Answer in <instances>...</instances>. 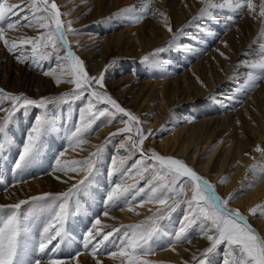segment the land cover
Masks as SVG:
<instances>
[{"label": "bare ground", "instance_id": "6f19581e", "mask_svg": "<svg viewBox=\"0 0 264 264\" xmlns=\"http://www.w3.org/2000/svg\"><path fill=\"white\" fill-rule=\"evenodd\" d=\"M196 1L179 0L178 7H174V5L171 7L167 3L163 4V1L154 3L152 0L154 4H150V11L145 13L139 22L130 21L135 27L129 28L124 33H114L106 38L105 46L109 55H112L115 49L124 52V49L129 50L132 48V57L134 55H142L147 50L168 45L167 51L161 53L157 59H154V63H148V67L144 71L136 70V75L131 76L129 79H124L122 84L115 87V92L126 90L125 97H120L121 105L126 104L125 99L136 89V85H139V78L136 76L144 74L143 76H146L149 80L144 84L139 96L143 102L136 104L140 107L139 109L136 110L135 105H131V108L138 111L139 115H144V119L149 122L148 124L153 129L158 127L160 123L168 121V118L176 111H180L179 116H181L180 119L169 120L170 129H167L165 133L168 136L154 139L153 143L164 152V155H175L174 158L184 157L185 159L190 157L191 162L195 159L197 163L200 162L199 167H196L198 171L203 175L208 174L214 188L227 199V196L233 195L235 192L234 188L238 183L240 184L245 180L244 174L248 175L253 172L252 164H258L262 170L264 169V153L258 155L260 151L256 150L257 147L261 149L263 147L261 141L264 137V84L259 87L262 88L250 100H245L243 108L235 111V115L230 117L228 114L224 115L223 107H220V105H225L226 110H231L229 109L231 104L235 105V102L237 103L238 101L240 103L241 98L246 96L245 91L249 88L246 82L249 79L246 80L245 78L244 84H238V86L233 87L234 90L231 94L228 93V98L231 99L226 98V101L212 103L206 98L210 95L218 98L217 93L219 91L224 93L227 85L232 84L231 82L236 80L235 76L237 74H235V71L247 67L246 64L238 63L237 65L238 58L239 56L244 57L247 48L253 46L255 41L258 42V40L264 38V17L259 16L260 0H253L255 2V12L245 11L242 21L232 33L226 35L224 40L221 41L215 49V54L201 58L199 61L197 59L191 68L185 69L186 65L190 63V58H196L198 53L208 48L216 34V30L215 32L212 31L213 29L211 31L205 30L203 23H205L206 19L197 25L195 24L200 19L194 20L193 18L198 16L204 6L202 0ZM221 1L224 3V0ZM108 2V0H84L81 7L88 10L93 6L96 17L102 21L105 17H109L111 13L109 11L110 13L105 14L109 10ZM145 2L146 0H113L112 12L115 11L116 13L120 9L131 7V5L135 6L137 3L145 5ZM23 3H28V0H15L10 4L24 5ZM216 3L220 4L221 2L218 0ZM218 9L224 13L231 10L232 14L234 11H238L228 8L227 5L223 9ZM26 11H28V8H24L23 12L26 13ZM77 11L75 8L72 13ZM161 13L167 16V21ZM147 15H150V17H147ZM226 20H229V18L227 17ZM230 21L227 23H230ZM123 23H128V21H113L111 23H101V25H103V29L112 28L113 30L116 26ZM168 26H171L172 31L168 30ZM147 29L150 32L147 33ZM202 29L205 30V33ZM13 31L14 33L6 39L9 40V43L16 40L19 44L21 37H35V34L38 36L44 30L33 27L22 29L21 27ZM183 32L187 33L182 34ZM95 35L92 37H96ZM89 38L91 37H86V39ZM180 38L182 42L178 44L177 42ZM94 41L96 40H92V42ZM24 46H28V49H26L31 50L30 45H23L19 48V52H22ZM5 54L10 55L7 48ZM126 57L131 58L128 55ZM175 59L176 61H174ZM14 60L19 66L24 64V62L18 61L17 58ZM39 62L26 65L38 70L40 67L42 68L50 63L49 60ZM88 62L91 63L90 61ZM177 69H183L184 71L181 78L172 76ZM22 71L23 69L21 68ZM52 71V76H45L40 78V80L54 83L56 78L60 77L62 82L58 85V88L72 85L65 82L71 77L62 75L61 67H57ZM255 71L256 73H261L259 69H255ZM255 76L256 78L258 77L257 74ZM7 78L8 76L5 74L3 82L10 85ZM8 87L10 88V86ZM15 89L13 88V90ZM233 92L234 94H232ZM210 103L216 108H213ZM204 109L205 111H203ZM217 110H219L221 116L215 118ZM2 113L0 117L3 115ZM203 113L207 114L205 115L208 116L206 117L207 119L205 118L200 122L192 121L195 117L203 116ZM189 116L191 119L186 120L185 117ZM26 118L18 124V138L22 137L23 139L29 126L27 124L29 120ZM55 118L56 131H50L43 137L44 150L39 161L23 176H17L11 171L22 144L19 145V148L17 144L12 147L0 145V204L16 203L21 199H28L33 195H40L45 192L60 193L65 191L72 184L81 180L85 173H52L51 168L55 166V156L59 152L64 151V156L61 157L62 162L83 161L89 157L90 153L96 151L95 146L103 144L109 138V134L116 132L117 128H119L112 127V123L106 121L107 124L102 126L94 136L84 137L85 143L72 145L67 139L70 129L74 130L72 121L71 123L67 122V124L70 123L69 125L62 122L63 117H60V113L55 115ZM123 138L113 148L115 151L104 150L102 161L98 166L99 171L96 173L93 183L82 194H79L80 196L70 202L69 207L72 215L68 220L66 229L71 239L66 236L65 242L61 244L60 249L56 253V257L65 260L66 264H96L97 260H100L101 264H123L122 258L110 255L111 252L119 250L120 237L124 231V229H121V225L141 223L144 217H151L164 207V205H160L155 201H148L147 196H144L145 202L143 204L140 203V197H137L135 201L129 200L127 203L121 202L117 207L106 208L104 199L113 182H119L122 186L139 185L141 177L137 176V169L133 170L132 173H126L124 176L117 174L110 178L108 175L113 158L116 160L117 167H120L125 160L130 158L128 156L130 151L120 147L121 143L126 141ZM5 150L6 152L3 153ZM133 162L135 163V161ZM211 164L213 167L210 169ZM103 167H105L104 170ZM209 169L210 172L208 173ZM251 169L252 171H250ZM261 173L260 171L252 173L253 176L250 178L252 187L247 188L249 191L236 202L246 215L250 214L249 209L262 204L261 200L264 199V176L260 178L263 175ZM57 176L61 177V179H56ZM69 177L72 178L70 179ZM21 180L24 182H19ZM62 180H67L68 183H63ZM226 181L228 182L227 186L223 185ZM10 184L13 185L10 187ZM23 207L26 210L29 208L28 205ZM105 211L108 213L107 216L103 214ZM91 218L90 225L89 220ZM96 219L100 220L97 229H100L103 233L111 231L113 236L101 247L100 254L94 257L90 250L83 249L81 243L83 238L79 237L76 229L83 225L85 228L83 230L86 232L92 227ZM258 223L259 231L264 235V219H260ZM114 229L121 230L116 232ZM93 231H96V229H93ZM192 233L199 239H194L191 245L181 246L178 243L172 247L165 246V243L163 246L157 245L155 254L146 258L154 261L155 264H193L194 257L203 251V248L210 242L205 237L200 236L197 230L192 231ZM97 239H100V237ZM77 253H79L78 256ZM211 264H222V260L211 259Z\"/></svg>", "mask_w": 264, "mask_h": 264}, {"label": "snow or ice", "instance_id": "6c2138e0", "mask_svg": "<svg viewBox=\"0 0 264 264\" xmlns=\"http://www.w3.org/2000/svg\"><path fill=\"white\" fill-rule=\"evenodd\" d=\"M202 3L205 6L198 16L193 18L194 20L207 18L211 15L212 9H223L225 5L241 12L256 10L253 0H224V3L220 4H217L215 0H202ZM150 4L151 0H148V3L139 10L135 6L120 9L100 22H139L143 15L150 11ZM24 8H28V12L21 17L20 13L24 11ZM10 15L16 16L17 19L8 20ZM64 15L67 14L60 11L55 0H28V3L24 5H12L8 4L7 0H0V41H3L8 51L16 55L21 46L30 45L33 63L54 59L57 66L62 67V75L71 77L65 82L74 85L71 92L63 93L59 97L39 99L31 98L24 93L14 94L0 89V99L8 102L9 109L7 115L0 119V134H3L13 123L17 112H22L27 117L30 110H41L39 114L32 113L30 124L24 134V141L11 171L17 176H23L36 165L44 150L43 137L50 131H56V121L49 118L46 112L48 104L54 99L69 104L82 101L83 106L79 109L78 121L73 126L74 130H71L67 136L70 144L85 143L84 137L92 132L93 126L100 117H107V122L112 123L119 116V122L124 123L125 127L110 133L105 143L119 134L132 133L135 127V138L133 135L125 137L126 141L131 142V147L129 148V145L123 142L120 147L130 152H138L139 158L133 167L140 165L137 174L142 176L150 174L151 177L146 180L143 188L137 184L122 186L119 182H113L104 199L106 208L117 207L121 202L127 203L129 200L135 201L137 197H140V203L143 204L144 196H147L148 201H155L165 206L141 223L121 225L124 231L120 237L119 250L111 252L112 257L119 256L123 264H155L146 257L155 254L157 241L162 236L161 221L170 219L171 213L183 204L186 206L184 215L178 230L168 238L169 247L176 243H191L192 231L199 229V234L210 242V246L203 250L199 258L194 257L196 264H211V257L218 253L222 246L224 249L222 264H264V235L251 224L248 216L242 214L239 209L229 207V201L222 199L214 186L183 160L145 148V141L153 135V130L142 127L143 122L139 117L123 107L107 91L105 73L109 68H115L116 62L106 65L97 75H91L85 61L72 51L68 34H78V30L71 27L74 21L62 19ZM161 15L165 16L167 21V16L164 13ZM259 16L264 17V0H260ZM228 18L233 19L231 16ZM5 21H7L6 24L3 23ZM18 27H33L44 31L36 37H21L19 44L16 40L9 43L4 36L6 29ZM168 30L172 31L171 26H168ZM61 49L65 53L63 56L59 55ZM154 51L163 53L165 48L160 47ZM17 59L26 64L29 62L20 56H17ZM143 62L154 63L149 61L148 56L143 57ZM251 68L259 69L261 73H264V57H261L259 64H253ZM42 74L52 76L53 71L44 70ZM55 82L59 85L62 80L57 77ZM246 84L249 87L258 86L253 72L249 73ZM206 99L212 103L220 102L214 95ZM5 110L3 106H0V111ZM185 119L190 120L191 117H185ZM104 146V144L95 146L96 151L90 153L89 157L83 161L62 162L61 157L64 156V151L55 156L52 173H85L81 180L65 191L45 192L28 199H21L16 203L0 204V264H66L65 260L56 257V253L65 242L66 236L71 239L66 229L72 215L69 205L78 193L86 190L93 183L99 171L98 165L102 161ZM256 150L264 153V149L260 147ZM127 172L128 169H125L123 165L117 167L115 158L112 159L108 173L110 178L117 174L124 176ZM56 179L60 180L61 177L57 176ZM62 182L68 183L67 180ZM189 191L190 198L187 197ZM169 200L172 201L171 204H168ZM25 205L29 206L27 211L24 210ZM249 213L252 216L264 215V204L249 209ZM103 214L107 216L108 213L105 211ZM99 224L100 220L96 219L92 227L84 233L81 241L83 249L90 250L94 257L100 254L101 247L113 236L111 231L103 233L97 229ZM121 229H114V231L120 232ZM98 237L100 239H97ZM96 264H101V261L97 260Z\"/></svg>", "mask_w": 264, "mask_h": 264}, {"label": "rangeland", "instance_id": "374dc122", "mask_svg": "<svg viewBox=\"0 0 264 264\" xmlns=\"http://www.w3.org/2000/svg\"><path fill=\"white\" fill-rule=\"evenodd\" d=\"M14 1L15 0H7V3L10 4ZM83 1L84 0H55L57 5L60 7V11L62 13L67 14V15H64L62 17V19L64 21H74V23H72L71 27L73 29L78 30V34H68V40H69V43L71 45L72 51L77 56H79L81 59H83L85 61L88 72L91 75H97L101 70H103L105 68L106 65H109L113 61L116 62L117 66L115 68H109V70L105 73V77H106L105 83L107 86V91L115 99H117L120 102V97L121 98L125 97L126 90L120 91V92H115V87L117 85L122 84L124 79H126V78L129 79L131 76L136 75V73H135L136 70H139V71H144V69L146 70V68L148 67V63L143 62V57L148 56L149 61H154V59H157L161 53H155L154 50L156 48H154V49H150V50L143 52L142 55L141 54L136 55V56L134 55L131 57V53L133 52V49L130 48L129 50L124 49V52L119 51V49H115V51L112 53V55L111 54L109 55V52L105 46L106 38L112 36L114 33H116V34L122 33V32L124 33L129 28L135 27V25L132 22L128 21V23L119 24L113 30H112V28L111 29H103L102 28L103 25H101L100 18L96 17V15H95V12H94L95 9L93 8V6H91L88 10H86L87 8L81 7ZM108 1L109 2L107 3V5L109 6L108 7L109 10H107V12L105 14H108L111 12L109 14V16H111L113 13H115V11L112 12L113 0H108ZM156 1H158L159 3L161 1H163V4L167 3V4H169V6L171 5V7H173V5H174V7H178V3H179V0H153L154 3ZM216 1H218V0H216ZM153 2L151 0V5L154 4ZM220 2L222 3L223 1L220 0ZM147 3H148V1L146 0L145 5ZM253 4L255 6L254 1H253ZM20 5H22V4H20ZM145 5H139L137 3V4H135V6H136L135 8L137 10H139V9H141V7H143ZM75 8L78 11L76 13L74 12L75 13L74 14V13H72V10ZM245 11L246 10L241 12L238 10V11H234V13L232 14L231 10L224 13L223 11L220 12V10L218 8H214L211 10V15H210L211 17L209 16L207 18H202V19L198 20L197 23H195L196 25L199 24L201 21L206 19L204 21L205 23H203L204 24L203 26H205V30L211 31V29H213L212 30L213 32H215V30H216V34H215V37L211 40V43L209 44L208 48L204 49L201 53H198V56L196 55V58H194V57L190 58V60H189L190 63H188L186 65L185 69L191 68L192 65L196 63L197 59L199 61V60H201V58H204L208 55H211V54L214 55L215 49L218 47V45L221 43V41L224 40L226 35H228L229 33H232L235 30V28L239 25V23L242 21L244 14H245ZM26 12H28V11H26ZM24 14H25V12H21L20 13L21 17H23ZM230 15H231V17H233V19H231L230 23H227V22H229L230 19L226 20V18L229 17ZM238 15H239V17H237ZM147 17H150V15H147ZM16 19H17V17L11 16V15L8 17V20H12V21L16 20ZM263 22H264V18H263ZM3 23L6 24L7 21H5ZM143 25H144V22H143ZM19 28H21V27H18L16 29H19ZM23 28L28 29L30 27H22V29ZM13 30L12 29H6V31L4 33L5 38H7L9 35L13 34L14 33ZM205 30L202 29V31L204 33H205ZM148 32H150V31L147 29V33ZM185 33H187V32H183L182 34H185ZM94 35L96 37H92ZM34 36L36 37L37 34H35ZM262 36H260V37H262ZM86 37H91V38L86 39ZM92 40H96V41L92 42ZM181 42H182V39L180 38L177 43L179 44ZM258 42L255 41L253 46L247 48V51H245L246 55L244 57L239 56L237 65H238V63L239 64H246L247 67L245 69H240L242 71H240L239 69H237L235 71L236 72L235 74H237L235 76L236 80L231 82L232 84L227 85V88H225L224 93L223 92L221 93L220 91H219V93H217V97H218L217 100L218 101H226V98H228V96H229L228 93L231 94V92L234 90L233 87H236V85L238 86V84H241V85L244 84L245 78H246V80L249 79L248 74L250 72H253L254 75L257 74V76H258L257 77V82H258L257 85L258 86L249 87L248 89H246V91H245L246 96L243 97L244 99L241 98L240 103H238L239 101L237 103L235 102V105L231 104L230 105L231 107L229 108L231 110H226L225 105H220V107H223L222 111H223L224 115L228 114L229 117L232 115H235V111H238L245 106V100H250V98L255 93H257L259 91V89L262 88V87L261 88H259V87L262 84H264V78L263 79L261 78V76H264V73L263 74L262 73H256V71L251 68V66L253 64H257L258 62H260L261 57H264V38H261V40H258ZM84 43H86L85 46H83ZM167 46L168 45H164L161 47H164L165 51H167V48H168ZM87 47H90V48H87ZM4 48H5V46H4L3 41H0V89H4L9 93H14V94L24 93L27 96H29L31 98H35V99H39L41 97L56 98V97L61 96L63 93L71 92L74 89L73 84L71 86L58 88V85L56 84V82L49 83V82H47V80H43V81L40 80V78L45 77V75L42 74L44 70H53V69L58 67L57 62L54 59L49 60L50 61L49 65H46L42 68L40 67V69L36 70L34 68L27 66L30 63L33 64V62L31 61V50L30 49L27 50L28 46H24L22 52H19V50H20L19 49L17 51L16 55H13L12 53H10V55L5 54L6 48L5 49ZM157 48H160V47H157ZM259 49H261V50L259 51ZM64 54H65L64 50L61 49L59 55L63 56ZM126 55L130 56L131 58L126 57ZM17 56H22L23 59H27L29 61L27 63V65H26V63L21 65L22 67L17 65V62H15V60H14L17 58ZM127 58H129V59H127ZM102 59H104V60L102 61ZM88 61H90L91 63H89ZM174 61H176V59ZM41 62H39V63H41ZM21 68L23 69L22 72H21ZM183 72H184L183 69H177L173 73L174 75H172V76L181 78ZM246 73H248V74H246ZM5 74H7V76H8L7 80L10 82V85H7L5 82H3ZM143 75L144 74L136 76L137 78H139V80H138L139 85H136V89L133 90L131 92L130 96L125 99L126 104H122V106L128 110H131L134 114H136L139 117L140 121L143 122V124L141 125L142 127H144L145 129L153 130V135L145 141V145H144L145 148L154 149L158 153L164 155V152L162 150L158 149V146H156L153 143V140L154 139H161L163 137L165 138L166 136H168L165 133H166L167 129H170L169 120H174V118L180 119V117H181V116H179L180 111L174 112V114H172L168 118L169 120L167 119L168 121H164V122L160 123V125L158 127L154 128V129L151 128L150 125L148 124L149 122H147V120L144 119V115H139L138 111H135L131 108V105L132 106L135 105L136 106L135 109L137 110L140 107L137 106L136 104L143 102V101H141L142 98H140L139 96L141 95L140 93H141L142 88L144 87V84L149 80L146 76H143ZM234 82H235V84H234ZM8 86H10V88ZM13 88L14 89L16 88V89L13 90ZM232 94H234V92ZM139 98H140V100H139ZM210 104L212 105V103H210ZM0 106H3L6 109L5 112L0 111V115L2 112H4V113H2L3 115L0 117V119H2L3 117H5L7 115V110H9L8 109V102L6 100L0 99ZM82 106H83L82 101H75V102L69 104V103H64L62 101H57L54 99L52 103L47 105L46 112H47L49 118L54 119V120H56L55 115L60 113V117L61 118L63 117L62 122H65L67 124V122L71 123V121H72V124H73L72 127H73L77 123V119L79 116V109ZM213 108H216V107L213 106ZM40 111H41L40 109L30 110V112L27 116L28 118H26V116L23 115L22 112H17L16 116L14 117L13 123L8 126V128L5 130V132L3 134H0V145H3L4 147H8V146L12 147V146H14V144H17V147L19 148V145H21L24 141V137H23V139H22V137L18 138V135H19V125L18 124L21 123L24 120V118L28 119L29 121L27 122V124H30V121L32 118V113L39 114ZM203 111H205V109ZM220 114L221 113L219 112V110H217V114H215L214 117L218 118L221 116ZM205 115H207V114L203 113V116L195 117V119H193L192 121L193 122H196V121L200 122L203 119H205L206 117H208ZM124 119H126V118H124ZM107 120H108L107 117H100L96 121L95 125L93 126L92 132L90 134H87L86 136L87 137L94 136L96 134V132L99 129H101L102 126H105L107 124V122H106ZM119 120H120V117L117 116L116 120H114L112 122V127L124 128L125 124L120 123ZM70 123H68L67 125H69ZM67 128H69V127H67ZM119 128H117V129H119ZM70 131H71V129H70ZM134 133H135V127H133L132 133H122V134H119L115 137H112L110 139V142H107V143L104 142L103 143L105 145L104 150L109 149V151H113L114 150L113 148H115L116 145H118L117 142L121 141L123 137H124L123 139H125V137H127L129 135H133V138H135ZM125 143H127L129 145V148L131 147L130 141H125ZM261 145H263V147H264V137L261 141ZM263 147H262V149H264ZM104 150H103V152H104ZM5 152H6V150L3 151V153H5ZM260 153H262V152L260 151L258 153V155ZM128 156L130 158H128L127 160H125L121 164V165H123V167L125 169H128L127 173H130V172L132 173L133 170L140 169L141 166H139V165L138 166L136 165L135 168H133V165H134L133 161H136L139 158V153L136 151H131ZM168 156L174 157L175 155H168ZM176 158L183 160L186 164H188L190 167H192L199 175H201L202 177L207 179L212 184V182L209 179L210 176H208V174L203 175L196 168V167H199V165H200V162L197 163L196 159L194 161H192V162H194V163H192L190 161V157H188L186 159L184 157L183 158L176 157ZM212 167H213V165L211 164L209 168L211 169ZM104 168L105 167H103V170H104ZM131 168H133V169L130 170ZM251 168L253 169V172L249 173L248 175L244 174L245 180L243 182H241L240 184L238 183V185L234 188L235 192L233 193V195L227 196V199L224 198V196L222 195L221 192H219L216 189L215 190H216L217 194L222 199L229 201V205H228L229 207H231L233 209H239L242 214H244L245 216H248L251 224L257 229V231L260 234H262L258 228V225H259L258 221L260 219H264V216L259 215V214L256 216H252L251 214L246 215L242 211V208L238 204H236L237 200L239 198H241L242 196H244L247 193V191H249V190H247V188L252 187L251 186L252 184L250 183L251 182L250 178H252L253 174L260 171V172H262L261 174H263L260 176V178L261 177L263 178V176H264V169L262 170L258 164H256V165L252 164ZM210 169L208 170V173L210 172ZM252 169L250 171H252ZM138 175L141 176L140 180H139V185H140V187L143 188V187H145L146 180L151 178L150 174H145L144 176L137 174V176ZM119 177H118V179H119ZM11 185H13V184H10V187H11ZM223 185L227 186L228 182L227 181L224 182ZM11 189H13V188H11ZM82 193H83V191L78 193L74 198L80 196L79 194H82ZM190 196L191 195H190V191H189L187 193V197L190 198ZM171 203H172V201L169 202L168 204H171ZM261 203L264 204V199L261 200ZM185 207L186 206L183 204L180 205L175 212L171 213L170 219H164L163 221H161V223L163 225V230H162L161 238L157 241V245L163 246L165 243V246H168V238L171 236L172 233H174L176 230H178L180 223H181V218L184 215ZM24 210L27 211L26 209H24ZM99 213H100V211H99ZM146 218H148V217H144L143 221L146 220ZM91 220H92V218L89 220L90 225H91ZM254 221H257V222H254ZM82 227H83V225L76 229V233H78L81 236L80 238H83V235L85 233V230H83L85 228L84 227L82 228ZM196 230H197V232H199V229H194L193 231H196ZM190 239H191V243H193L192 241L194 239H199V238H197V236H194L192 233L190 236ZM191 243L182 242V243H178V244H180L181 246H184V245L187 246V245H191ZM208 246H210V243H208V245H206L203 249H205ZM202 252L203 251H201L196 256V258H199ZM223 253H224V249L222 246L220 251L218 253L214 254L211 257V259H216V260L218 259V261H221L223 258ZM193 264H196L195 260L193 261Z\"/></svg>", "mask_w": 264, "mask_h": 264}]
</instances>
